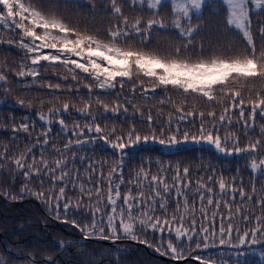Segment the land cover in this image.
I'll use <instances>...</instances> for the list:
<instances>
[{"label":"snow or ice","instance_id":"1","mask_svg":"<svg viewBox=\"0 0 264 264\" xmlns=\"http://www.w3.org/2000/svg\"><path fill=\"white\" fill-rule=\"evenodd\" d=\"M221 2L226 7V26L240 33L247 43L244 50L234 54L230 52L227 56L217 53L205 56L203 50L195 57L188 55L192 37L199 30V26L192 23V17L196 15L197 19L200 18L207 0H130L133 5L146 7L151 12V17L146 20V23H142V16L130 22L123 14L118 0H110L112 15L119 23L110 27L106 36L90 33L86 29L81 30L54 12L45 13L41 8L32 3H25L24 0H0V32H10L13 36H19V40L0 37V44L15 45L28 55L30 65L21 62L20 70L12 71L19 78L31 77L33 82H36V78L40 76L39 66L44 61L50 67H55L57 64L64 67L73 81H77L80 73L86 74L87 79L93 81L95 87L105 93L115 89L117 84L123 90L125 83L133 82L134 77L133 93L139 84L145 98L149 91L144 87L145 79L150 82L153 93L156 88L182 93L185 101H182L180 105H176L170 97L167 100H161V104L172 103L180 121L185 120L186 117L197 115L200 117L198 134L184 131L183 141L191 139L195 143L205 142L226 155L248 154L251 157L250 169L264 174V157L257 160L259 151L264 150V124L260 125L261 138L254 142L249 140L247 145L240 147L238 136L231 133L230 129L226 130L228 134L223 138L218 134L215 107H210L207 111V116L212 121L211 128L206 127L204 122V110L196 109L195 105L187 110L184 107L189 97L202 99L209 105H219L222 109L219 115L221 125L226 120L231 125L233 123L231 116L234 110L238 109L239 119L243 120L245 128L253 130H255L256 116L259 115L264 119V92L253 93L251 88H248L247 93L244 91L249 81L264 82V49L257 51L251 31V14L259 15L264 12V0H221ZM165 4L171 8L170 27L185 40L183 54L181 47H175L173 51L168 52L152 50L148 47V35L153 28L169 29L165 20L160 18L159 10ZM260 37L264 40V25L260 26ZM132 39H139L140 44L128 43ZM45 49L52 51L45 53ZM7 79L5 72L0 71V86ZM63 79L66 80L67 77ZM43 86L49 89H61L60 83H48ZM27 87L28 85H25V88ZM84 87L88 90L89 99L80 101L83 107H76V105L72 107L76 108L81 116L89 118L90 122L83 126L74 124L70 131L76 136L74 143L77 145L83 142L80 137L87 129L89 133L96 134L88 138L90 141L102 140L112 149L116 164L111 167L107 176L105 177L104 172L100 171L93 183L96 168L89 163L85 169V178H81L75 166L76 155L71 152L70 145L73 143L71 139L64 145L63 151L53 142L51 155H45L43 148L39 157L34 154L33 149L36 144L49 145L48 133L51 132L53 122L59 123L62 132L69 130L63 115L69 112L70 103L65 101L62 103V108L53 106L47 109V113L43 110L37 113L39 120L46 125L42 130V140L38 138L35 144L29 142L23 151L12 157L4 155L7 147L0 152V171L7 167L13 180L15 173L22 174L24 178L20 196L2 187H0V195L13 201L23 199L24 196L34 197L44 204L55 219L79 229L85 239L93 236L113 242L131 239L178 261L185 260L191 254L193 244L195 249H207L210 241L216 240L215 227L213 226L210 231L203 221L208 220L214 225L217 216L220 217L219 245L227 244L239 248L245 244L256 245L264 242V196L257 197L255 200L256 205L261 208L260 215H255L253 208L248 206L256 195L254 186L252 192L247 193L243 187L238 189L234 184L229 186L221 178L218 181L220 192L217 194L204 182L203 178L196 182L197 186L193 189L191 181L187 180L189 173L187 167L183 169L182 174L177 169L171 178L167 177V169L161 168L153 174L141 167L134 174L133 179L128 181L133 187L122 192L121 184L124 183L122 176L117 178L119 180L117 182L113 179V175L122 171L125 166V161L130 156L126 149H132L150 141L158 140L161 145L169 146L179 144L181 141L175 134L168 140L158 139L156 130L151 127L153 117L150 112L147 116L149 131L144 135L136 130L135 124L126 133L123 130L117 133L115 127L105 133L91 111L93 84L85 83ZM71 88L72 85H69L68 90L71 91ZM9 92V89H5L6 95ZM76 94L79 95L78 89ZM55 99L59 101L60 98L57 96ZM16 103L21 107L25 104L31 107L33 101L18 98ZM39 103L42 108L44 101L40 100ZM95 105L102 107L104 114L109 112L119 114L121 109L123 113L128 112L127 106L119 103L110 107L100 99L99 95L96 96ZM133 109L135 112L141 111L136 105H133ZM172 115L173 113L170 112L167 121L169 125L175 122L172 120ZM246 115L248 118L244 119ZM188 123H194V121L189 120ZM29 128L30 125L23 122L18 126L13 125L12 131L22 130L29 133ZM160 131L163 134V126ZM245 134L247 135V132ZM80 159L83 161L85 158ZM5 160L8 164L3 163ZM103 166L101 163V169ZM207 179L212 181L213 177L209 176ZM69 185L73 190H77L78 194L75 197L68 195ZM229 187L230 191H227ZM237 193L240 197L239 203L235 199ZM225 197L230 198L225 199ZM85 198H87V204L84 203ZM171 204H175V208L170 213ZM82 206L87 207L92 213L90 224H81L71 215ZM109 206L110 211L104 212L103 209ZM233 207L235 212L232 211ZM61 209H63L62 212ZM197 211L201 218L199 230H197ZM97 213L107 216V232H105L104 221L102 219L97 221ZM253 216L256 223L255 226L250 227ZM236 218L245 222L244 229L238 225L234 227L233 220ZM233 232L236 233L235 239H233ZM157 233L159 235L155 241L147 239L150 234ZM60 246L72 245L71 242L61 241ZM237 255H243V253L238 252ZM260 256L264 261V251L260 253ZM192 258L199 264H210L199 255ZM31 264H35V261ZM52 264L55 262L52 261Z\"/></svg>","mask_w":264,"mask_h":264},{"label":"trees","instance_id":"2","mask_svg":"<svg viewBox=\"0 0 264 264\" xmlns=\"http://www.w3.org/2000/svg\"><path fill=\"white\" fill-rule=\"evenodd\" d=\"M25 3H32L41 8L45 13L54 12L57 16L62 17L71 25L79 27L81 30H87L90 33H95L100 36H106L107 30L119 21L112 15L110 0H24ZM122 12L128 17L129 21H133L136 17L142 16V23L151 17V12L147 8H141L138 5H133L130 0H118ZM160 18L164 19L169 25L168 30L153 28L150 35H148V47L152 50L161 52L173 51L175 47H181L183 54V45L185 40L176 30L170 27L171 25V8L165 4L160 8ZM226 7L221 0H207L206 5L202 9V15L197 19L196 15L192 17V23L199 26L197 34H194L191 40V47L188 55L195 57L201 50L205 56H210L213 53L227 56L237 51H242L247 47L246 40L240 33L226 26ZM264 25V12L259 15L251 14V31L257 51L264 49V40L260 37V26ZM187 27V25H185ZM18 31V30H17ZM135 35V34H133ZM0 37L5 39L19 40V36H13L10 32H0ZM128 43L139 45V39L129 40ZM45 53L52 51L45 49ZM30 65L28 55L23 50L15 45H8L6 43L0 44V71H4L7 75V81L0 86V152H3L7 147V152L4 153L7 157L18 155L24 150L25 146L31 142L35 144L39 138L42 140V130L46 127L44 122L40 121L37 113L43 110L47 113L49 107L62 108V103L67 101L70 103L69 112L63 115V119L68 125L67 131H61V126L58 122H53L51 125V132L48 133L49 145L43 146L36 144L33 149L34 154L39 157L43 148L45 155H51V145L56 143L62 151L64 145L68 143L69 139L73 141L70 145L71 152L75 153V166L79 171L81 178H85V169L89 163L93 164L96 172L93 174L94 180L99 176L100 171H103L105 177L113 165L116 164V157L110 147L105 145L102 140L97 139L95 142L88 138L96 135L94 132L89 133L85 129L84 135L80 137L83 141L80 145L74 143L76 136L70 131L74 124L83 126L89 123L87 117L81 116L76 107H83L80 101L89 99L88 90L84 87L85 83L93 84L92 114L97 117V122L104 128L105 133H108L112 127L117 129V133L123 130L125 133L129 128L135 124L136 130L144 135L149 131V124L147 123V116L149 112L153 117L152 128L156 130L158 139H165L175 134L178 140L182 139L184 131H189L193 134H198V128L201 123L200 117H186L185 120L180 121L179 115L175 114L172 103L161 104V100H167L169 97L176 105H180L185 101V96L175 90L165 91L162 88H156L155 93L151 91L150 82L145 79V88H148L147 98H145L143 89L137 84L135 93L132 91V83H125L123 90L117 84L115 89L109 92H101L95 87V83L87 79L86 74L80 73L77 76V81H73L71 75L64 67L56 65L55 67L48 66L47 62L42 61L39 66L40 76L36 78V82L32 81L31 77L19 78L12 71L20 70V63ZM78 71V70H77ZM67 79H63V77ZM48 83H60L61 89H49L44 87ZM25 85H28L25 88ZM72 85L71 91L68 86ZM251 88L253 93L259 91L264 92V82L260 80H252L248 82V86L244 89L245 93ZM5 89L10 92L6 95ZM77 89L79 95L76 94ZM99 95L105 103L110 107L117 103L125 105L128 108L127 113H123L122 109L119 114L109 112L104 114L103 108L95 105L96 96ZM59 97V101L55 97ZM133 96L135 97L133 99ZM18 98L31 99L33 104L28 107L27 104L21 107L16 101ZM43 100V106L39 103ZM51 103H50V102ZM133 105H136L141 111L135 112ZM195 105L196 109L204 110V122L206 127L211 128L212 121L207 116V111L210 107H215L216 110V124L218 134L223 138L226 130L230 129L239 138V146L244 147L249 140L256 141L261 138L260 125L264 124V119L259 115L255 118V130L252 128H245L243 120L239 119L238 109L234 110L231 116L233 123L229 125L227 120L223 125L219 122V115L222 111L221 107L216 104L209 105L202 99L187 98L184 104L185 109H190ZM247 111V109H246ZM141 112L143 114H141ZM172 112V120L175 121L171 125L167 123L169 113ZM247 115L244 119H247ZM193 120L194 123H188ZM239 121V122H238ZM27 122L30 125L29 133L22 130L13 132V125L18 126L20 123ZM164 132L161 134V127ZM179 129V131H177ZM247 132V135L245 134ZM158 141V140H157ZM230 147L232 145H229ZM130 153L129 158L125 161V166L122 171H118L113 175V179L118 177L123 178L124 183L121 184V191L125 192L132 188L133 185L128 181L133 179L134 174L140 170L141 167L156 173L159 169H167V177L171 178L177 169L183 173V169H189L187 180L191 181V187L196 188V182L203 178L204 182L214 189V192L219 194L218 181L223 178L225 182L231 186L235 185L238 189L243 187L247 193L252 192L253 186L256 189V195L253 198L251 205L255 215L261 214V208L256 205L257 197L264 196V174L253 172L250 169L251 157L248 154L233 153L226 155L219 153L208 146H178L172 149H164L156 143H142L138 147L126 149ZM84 157L82 161L80 158ZM264 157V150L259 151L257 160ZM3 163L8 164L5 160ZM103 163V169L100 165ZM71 166V165H70ZM213 177L212 181H208L207 177ZM187 182V181H186ZM24 183L22 174L15 173V179H12L9 169L6 167L0 171V187L5 190H11L17 196L21 194V187ZM49 185L46 183V187ZM86 186H90L87 185ZM105 190L107 183L104 184ZM227 191H230L227 189ZM68 195L75 197L78 193L73 190L71 185L67 189ZM230 197H225L229 199ZM236 202L239 203L240 197L237 193ZM75 203V200H74ZM87 204V198L84 201ZM197 208L199 207V199L196 198ZM175 208V204H171L169 212ZM63 209H61V212ZM104 212L110 211V206L103 209ZM223 211V209H222ZM235 212V207L232 209ZM81 224H90L92 221V213L87 207L82 206L78 211L71 213ZM97 221L101 219L104 221L105 232L108 231L106 227L107 216L102 213L96 214ZM197 230L201 223L200 214L197 211ZM29 222H26L28 221ZM22 223V226L18 227ZM118 224L119 221L117 220ZM203 223L209 227H215L217 236L215 241H210L207 249H195L193 244V251L188 257L199 255L210 264H264L261 260L260 253L264 251V242L250 245L245 244L239 248L229 246L227 244L221 246L219 240L220 217L217 216L214 225L210 221L205 220ZM254 216L250 220V227L255 226ZM234 227L239 226L244 229L245 222L239 218L233 220ZM227 225V220H225ZM159 234H150L147 239L155 241ZM166 235V234H165ZM83 233L74 228L71 224H66L54 218L49 213V210L43 203L31 196H24L23 199L10 200L4 195H0V264H174L171 256H166L169 260H163L157 256L148 253L144 246L146 244L133 241L131 239L118 240V244L123 246V249L102 244L98 241L91 242H76L71 243L72 246L64 247L63 250L53 240L64 241L67 239L79 238ZM236 233L233 232V239ZM148 247V246H147ZM8 248L10 251H15L20 254L16 257L5 251ZM153 251L154 248H151ZM242 252L243 255H237ZM24 254L26 256H24ZM45 258H52L46 260ZM180 264H196L194 261H185Z\"/></svg>","mask_w":264,"mask_h":264},{"label":"water","instance_id":"3","mask_svg":"<svg viewBox=\"0 0 264 264\" xmlns=\"http://www.w3.org/2000/svg\"><path fill=\"white\" fill-rule=\"evenodd\" d=\"M26 222H29V220L26 221ZM21 225H22V224H20L18 227H20ZM65 241H66V242H71V243L98 241V242H100V243H102V244L109 245V246H113V247H116V248H120V249H123V248H124L123 246H121V245L118 244V240H116L115 242H113L112 240H103V239H100V238L95 237V236L90 237V238H88V239H85L84 236H81V237H79V238L68 239V240H65ZM54 242L57 243V244L60 246V242H58L57 240H54ZM63 248H64V246H60V249H61V250H62ZM144 248H145V250H146L148 253H150V254H152V255H154V256H157V257H159V258H161V259H163V260H169V258H167L166 256L161 255L160 253H158V252H156V251H153L151 248H149V247H147V246H144ZM5 250H6L7 253H11V254L14 255V256H19L18 253L14 252V251L11 252L8 248H6ZM24 256H26V255H24ZM45 259H46V260H50L49 258H45ZM170 260H172V262H173L174 264H180V263H183V262H185V261H194L196 264H199L198 261L194 260V259L191 258V257H187L185 260H182V261L173 260V259H170Z\"/></svg>","mask_w":264,"mask_h":264},{"label":"rangeland","instance_id":"4","mask_svg":"<svg viewBox=\"0 0 264 264\" xmlns=\"http://www.w3.org/2000/svg\"><path fill=\"white\" fill-rule=\"evenodd\" d=\"M150 143H156V144H159L162 148H164V149H172V148H175V147H178V146H201V145H203V146H208V147H211V148H213L214 150H216L215 148H214V146H212V145H209L208 143H205V142H200V143H195V142H192L191 141V139H189V141H183V140H181V142L179 143V144H176V145H174V146H169V145H161L158 141H156V142H151L150 141ZM217 151V150H216ZM217 152H219V151H217ZM219 153H221V152H219Z\"/></svg>","mask_w":264,"mask_h":264},{"label":"bare ground","instance_id":"5","mask_svg":"<svg viewBox=\"0 0 264 264\" xmlns=\"http://www.w3.org/2000/svg\"><path fill=\"white\" fill-rule=\"evenodd\" d=\"M21 224H22V223H21ZM20 256H21V255L19 254V256H17V257H20ZM51 259H52V258H51ZM51 259H50V260H51Z\"/></svg>","mask_w":264,"mask_h":264}]
</instances>
